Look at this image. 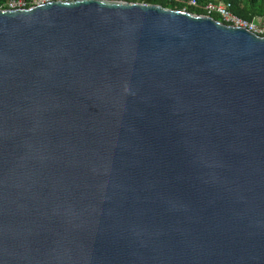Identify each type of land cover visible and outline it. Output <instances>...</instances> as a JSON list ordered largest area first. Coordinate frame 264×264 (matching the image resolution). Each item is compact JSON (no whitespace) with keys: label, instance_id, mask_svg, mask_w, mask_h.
<instances>
[{"label":"water","instance_id":"obj_1","mask_svg":"<svg viewBox=\"0 0 264 264\" xmlns=\"http://www.w3.org/2000/svg\"><path fill=\"white\" fill-rule=\"evenodd\" d=\"M0 264H264V36L121 0L0 10Z\"/></svg>","mask_w":264,"mask_h":264},{"label":"trees","instance_id":"obj_2","mask_svg":"<svg viewBox=\"0 0 264 264\" xmlns=\"http://www.w3.org/2000/svg\"><path fill=\"white\" fill-rule=\"evenodd\" d=\"M10 1H22L25 8H29L34 0H0V10L8 9L7 4ZM119 1V0H115ZM128 3H147L162 6L171 10H185L187 12L203 15L204 12L198 7H191L187 5L189 0H121ZM199 5L205 3H226L230 5V11L236 17L252 22L255 18L262 19L264 23V0H195ZM216 20L221 21L217 15H211Z\"/></svg>","mask_w":264,"mask_h":264},{"label":"built area","instance_id":"obj_3","mask_svg":"<svg viewBox=\"0 0 264 264\" xmlns=\"http://www.w3.org/2000/svg\"><path fill=\"white\" fill-rule=\"evenodd\" d=\"M51 1L53 0H34L31 4L32 5L31 7L45 4ZM60 1H70V0H60ZM187 5L191 7L200 8L204 12L203 15H207V16L217 15L220 17L221 22L225 24L243 27L248 29L249 31L254 32L255 34L264 36V23H262V19L255 18L252 22L244 21L231 13L229 4L209 2L203 5H199L195 0H189L187 2ZM7 7L8 9L25 8V4L22 1H10L8 2Z\"/></svg>","mask_w":264,"mask_h":264}]
</instances>
